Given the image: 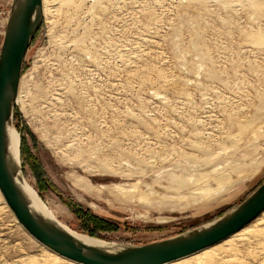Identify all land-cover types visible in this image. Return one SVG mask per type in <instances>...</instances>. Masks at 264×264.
<instances>
[{
	"label": "rangeland",
	"instance_id": "rangeland-1",
	"mask_svg": "<svg viewBox=\"0 0 264 264\" xmlns=\"http://www.w3.org/2000/svg\"><path fill=\"white\" fill-rule=\"evenodd\" d=\"M20 93L22 175L62 224L132 245L200 228L264 182V0H47ZM234 243L227 264H264ZM46 249L0 198V264Z\"/></svg>",
	"mask_w": 264,
	"mask_h": 264
},
{
	"label": "water",
	"instance_id": "water-1",
	"mask_svg": "<svg viewBox=\"0 0 264 264\" xmlns=\"http://www.w3.org/2000/svg\"><path fill=\"white\" fill-rule=\"evenodd\" d=\"M44 18L43 0H13L0 53V193L33 239L77 264H169L227 240L264 213L263 182L240 205L205 226L158 242L108 246L83 242L64 224L39 213L26 191L21 161L12 154L10 130L26 56Z\"/></svg>",
	"mask_w": 264,
	"mask_h": 264
},
{
	"label": "bare ground",
	"instance_id": "bare-ground-1",
	"mask_svg": "<svg viewBox=\"0 0 264 264\" xmlns=\"http://www.w3.org/2000/svg\"><path fill=\"white\" fill-rule=\"evenodd\" d=\"M43 8H44V16H45L47 14V0H43ZM20 88H21V84H20ZM21 99H22V96H21L20 89H19V97H18V101H17V106H18L19 103H21ZM16 110H17V108H16ZM10 137H11V151H12V154L16 158L17 161L18 160L21 161V153H20L21 152V149H20L21 145H20V140H19V137H18V134H17V130H16L15 127H13L10 130ZM77 182L79 183L78 186H80V182L79 181H77ZM25 188H26V191H27L29 197L31 198V200L33 202V207L39 213L45 215L46 217L54 219V220L58 221L61 225H63L59 220H57V218L52 214V212L47 209V207L43 204V202L38 198V196H37V194L35 193L34 190L29 189L27 187H25ZM0 198L3 199L1 193H0ZM3 201H4V199H3ZM262 216H263V218H261L260 220L255 222L257 224L256 226H254V227L250 226L248 228L245 227L246 229L245 228L242 229L241 231H239L240 233L239 232H238V234L236 233L237 235L234 234L233 236H231L230 237V238H232L231 240H228V241L224 240L223 242L227 243V242L230 241V243L232 242L234 245H236L234 243V242H236L237 244H240L243 247L246 246L248 248L249 247L251 248V246H253V245L255 247L256 246L259 247L258 245H264V239L261 238L262 236L258 237L256 235L257 231H258V233H260L259 230H257V229H259V227L264 226V213H263ZM64 227L67 228V230H69L77 239H79V240H81L83 242H86V243H89V244H96V245H100V246H108V242L107 241H103V240H100V239H97V238H93V237H90V236L82 235V234H79L77 232L72 231L71 229H69L66 226H64ZM260 235H261V233H260ZM230 238H228V239H230ZM223 242H221V243H223ZM230 249H231V247H230ZM263 249H264V247H263ZM218 251H221V249H219V250L215 249V247L213 246L211 248H208L206 250H203V251L195 254L194 256H191L192 258H190V260L194 259V262H193L194 264H218V263H221V262L223 264H227L228 260L226 259V257H224L225 254H223V255L221 254V252H224V251H221V252L217 253ZM46 252H47L49 258L51 260H53L54 263H56V264H77V263L69 261V260H67V259L55 254L51 250H47ZM233 255L234 254H232V256ZM188 258H184V259H181L179 261H176V262H173V263H169V264H193L192 262L189 263L190 260H188ZM233 258H234V256H233ZM26 264H31V263L27 262ZM39 264H41V263H39Z\"/></svg>",
	"mask_w": 264,
	"mask_h": 264
},
{
	"label": "trees",
	"instance_id": "trees-1",
	"mask_svg": "<svg viewBox=\"0 0 264 264\" xmlns=\"http://www.w3.org/2000/svg\"><path fill=\"white\" fill-rule=\"evenodd\" d=\"M18 116V113H17V111L15 112V118Z\"/></svg>",
	"mask_w": 264,
	"mask_h": 264
}]
</instances>
